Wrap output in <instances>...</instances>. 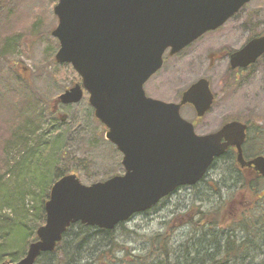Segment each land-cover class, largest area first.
Wrapping results in <instances>:
<instances>
[{
	"label": "water",
	"instance_id": "95a60500",
	"mask_svg": "<svg viewBox=\"0 0 264 264\" xmlns=\"http://www.w3.org/2000/svg\"><path fill=\"white\" fill-rule=\"evenodd\" d=\"M250 0H58L50 34L58 41L54 60L69 64L80 82L55 100L79 102L87 92L105 138L122 155L123 174L86 185L70 171L56 179L44 202L45 220L25 255L16 262L34 264L51 252L74 223L113 229L133 214L154 207L180 186L196 184L215 158L228 148L246 177H264V155H243L247 124L230 120L218 129L195 132L180 107L194 106L202 117L214 95L206 78L191 84L179 103L147 96L145 82L173 54L227 21ZM264 53V36L231 56V65L246 66ZM64 115L60 116L64 119Z\"/></svg>",
	"mask_w": 264,
	"mask_h": 264
},
{
	"label": "rangeland",
	"instance_id": "374dc122",
	"mask_svg": "<svg viewBox=\"0 0 264 264\" xmlns=\"http://www.w3.org/2000/svg\"><path fill=\"white\" fill-rule=\"evenodd\" d=\"M57 1L0 0L1 258H9L6 254L10 250L20 256L24 247L27 249L31 240L26 244V238L31 237L37 228L35 218L42 197L41 180L52 184L61 172L65 173L73 166H77L78 176L86 185L124 172L121 154L105 139V129L93 115L87 92L84 91L82 99L75 104L64 105L55 101L67 87L80 81L71 65L54 60L58 42L50 31L57 23L53 13ZM261 9L264 14V0H251L244 7L247 15ZM226 29L227 25L223 30L207 32L200 38L202 42L199 40L197 43L204 57L213 50L214 37L221 32L229 33ZM208 61L201 62V66L198 64L189 72L187 66L194 63L184 62L182 65L187 68L177 72L171 68L173 61H168L150 79L155 93L149 94L163 100L171 99L175 90H181L194 79L202 75L211 76L217 100L208 114L194 120L195 131L206 134L231 119L250 122L264 129V64L249 81L242 77L223 90V85L216 81L219 74L214 70L207 72ZM166 89L169 91L167 95ZM27 93L39 97L38 101L43 100L41 107L47 109L51 105L65 118L58 120L49 115L38 131L36 143L32 141L25 151L24 148L15 149L11 167L3 171L4 148L7 149L10 139L13 113L24 104ZM252 140L247 144L246 155L253 157L259 154L257 150H260L261 142L264 150V140ZM226 159L214 163L194 187H179L155 207L136 213L123 222L115 231L120 243L132 252H141L149 246L155 234L168 232L170 242L176 247L192 235L186 222L196 207L207 212L222 203L225 215L246 207L264 213V183L259 182L256 192L230 193ZM217 193H222L223 198L214 202Z\"/></svg>",
	"mask_w": 264,
	"mask_h": 264
},
{
	"label": "trees",
	"instance_id": "16d2710c",
	"mask_svg": "<svg viewBox=\"0 0 264 264\" xmlns=\"http://www.w3.org/2000/svg\"><path fill=\"white\" fill-rule=\"evenodd\" d=\"M25 97L24 104L13 113L10 139L7 143L9 146L7 149L4 148L3 171H8L11 167L15 149L24 148L25 151L32 141L36 143L34 140L38 136V131L49 115L60 120L59 112L52 109L51 105L47 109L41 107L44 101H38L39 97H35L33 93H27ZM247 124L248 133L243 145V153L246 157H252L246 155L249 147L247 144L251 139L264 140V129L250 122ZM261 146H259L260 150H257L259 154L264 152ZM224 158H227L225 164L230 175V182L227 185L230 193L236 194L240 191L242 194H247L253 190L256 192L259 182L264 183L263 177H246L245 173L237 168L235 153L231 149L213 164ZM70 170L77 171V166H73ZM63 173L61 172L57 178ZM47 183L48 180H41L42 197L35 218L37 226L45 220L43 204L51 186ZM215 195L217 198L214 202L223 198L222 193ZM221 205L222 203L215 206L216 209L213 211L207 212L196 207V211L186 222L192 235L185 242L178 243L175 247L169 240L168 232L157 233L151 238L147 248L136 253L117 239L115 231L123 224L122 222L113 229L86 226L77 222L69 226L55 249L42 253L35 264H264V213L246 207L225 215L224 205ZM225 211L228 212V209ZM34 237L35 232L31 237L26 238V244ZM25 249L26 247L23 253ZM1 254L0 263L6 259L14 262L22 256L15 254L14 250L6 254L9 258H1ZM118 254L122 255L117 256Z\"/></svg>",
	"mask_w": 264,
	"mask_h": 264
},
{
	"label": "flooded vegetation",
	"instance_id": "af4514ba",
	"mask_svg": "<svg viewBox=\"0 0 264 264\" xmlns=\"http://www.w3.org/2000/svg\"><path fill=\"white\" fill-rule=\"evenodd\" d=\"M244 7L245 6L241 7L227 21H225L223 24H221L216 29L212 30V31L223 30L224 27L227 25L226 31L229 33L221 32L219 33L217 37H214L213 50L210 52H207L205 54V57H204V52L202 53L201 50L199 49V44L197 42L200 40L199 43H201L202 39L200 38H202V36H204L207 32L201 35L196 40L192 41L190 44H188L186 47H184L183 49H181L180 51L176 53L170 54L169 53L170 49L169 48L166 49L163 55V64L161 68H163V66L168 61H173V63L171 64V68H173L175 71L183 72V69H186L188 67L187 72H189L191 69H193V67H196L198 64L200 65L201 62H205V60L208 59L209 63L207 66V72L214 70L217 74H219V76L217 75L216 77V81H217V84L219 83L223 85L221 86L223 90H225L226 88H229L230 85H233L234 83L239 81V79H242V77L243 79H246L249 81L263 66L264 53L260 54L253 63H250L246 66L232 67L231 56L234 53L243 49V47H245V45H247L251 40L264 36V14H262L263 11L261 9V10L253 11L249 13V15H247V13L244 11ZM186 61H188L189 63L192 62L195 65L190 64L189 66L184 68L182 64ZM246 73H248V75H244ZM155 74H153L144 84L145 94L150 97H153V96L150 95L149 93H153V94L155 93L154 86H152L150 83V79ZM200 78H206L209 81L211 91L214 95L211 108L203 115L204 117L206 114L210 112V110L212 109L213 105L216 103V100H217L216 93L212 89L211 80L213 78L211 76L209 78L208 76L202 75L194 79L189 84L184 86V88H182L181 90H175L172 94L173 96L171 95L172 96L171 99L167 98V100H164V101L179 103L182 99L183 92L191 84H193ZM165 91H166L165 95H167L169 91L167 89ZM153 98H156V97H153ZM157 99H160V98H157ZM184 110H185V113H184ZM180 114L184 119L190 120V121H194L196 118H201L197 116L194 106L190 103H185L181 105ZM225 122H223L222 124H224ZM222 124H220L218 128Z\"/></svg>",
	"mask_w": 264,
	"mask_h": 264
}]
</instances>
